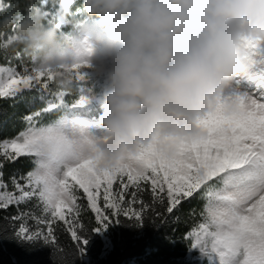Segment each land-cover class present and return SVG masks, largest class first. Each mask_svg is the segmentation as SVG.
Wrapping results in <instances>:
<instances>
[{
	"label": "snow or ice",
	"instance_id": "obj_1",
	"mask_svg": "<svg viewBox=\"0 0 264 264\" xmlns=\"http://www.w3.org/2000/svg\"><path fill=\"white\" fill-rule=\"evenodd\" d=\"M59 2L62 12L70 13L74 0ZM62 26L57 24L60 30ZM5 39L0 37L2 48ZM246 47L244 69L199 119L200 136L179 142L171 154L154 146L142 148L111 169H101L94 156L85 154L87 135L69 115L70 107L83 106L87 98L69 104L71 93L53 87L51 71L7 50L16 62L0 64V98L35 88L44 103L25 117L24 131L0 140V210L17 208L12 217L19 222L17 235L57 245L65 264H73L77 252H85L90 229L101 231L119 215L139 219L129 197L148 186L154 195L167 197L170 213L186 200L206 201L202 222L186 233L194 246L223 249L222 257L242 251L241 264H264V40ZM86 67L87 61L80 60L67 70L83 80ZM46 115L52 119L44 122ZM22 157L32 167L5 181V168ZM30 201L42 209L40 215L19 211ZM88 211L94 216L85 220ZM29 219L35 231H30ZM62 234L70 235V247L61 243Z\"/></svg>",
	"mask_w": 264,
	"mask_h": 264
},
{
	"label": "clouds",
	"instance_id": "obj_2",
	"mask_svg": "<svg viewBox=\"0 0 264 264\" xmlns=\"http://www.w3.org/2000/svg\"><path fill=\"white\" fill-rule=\"evenodd\" d=\"M6 8L4 48L51 71L58 91L75 90L67 66L80 60L105 78L103 134L87 135L85 148L101 169L200 136L199 119L244 69L247 43L264 40V0H82L81 17L61 11L54 21L34 5Z\"/></svg>",
	"mask_w": 264,
	"mask_h": 264
},
{
	"label": "trees",
	"instance_id": "obj_3",
	"mask_svg": "<svg viewBox=\"0 0 264 264\" xmlns=\"http://www.w3.org/2000/svg\"><path fill=\"white\" fill-rule=\"evenodd\" d=\"M7 11L22 15L31 10V6L39 7L49 13L48 20L54 21L61 12L59 0H3ZM82 0H74L70 9L71 16L81 17ZM2 15V13H0ZM69 16V19H71ZM71 25H63L61 31L67 33ZM15 63V56L7 55V49L0 47V62ZM28 62L27 59L24 61ZM105 79L87 77L75 82V90L67 97L69 104L80 96L87 98L83 106L70 107L82 119L98 115L103 111L97 102L96 93ZM54 87V85H53ZM55 88V87H54ZM44 106L38 90L21 91L15 95L0 98V140L14 138L26 129L25 117L39 111ZM52 119L45 116L44 122ZM8 167V166H7ZM6 177L18 172L16 169L7 171ZM32 167L26 164L27 171ZM139 212V219L119 215L110 223L107 236L110 248L106 250L104 237L94 229H90L85 238L88 240L85 252H77L73 264H197L188 261L189 242L186 233L191 231L201 220V212L205 200L196 198L186 200L177 212L168 211L166 196L154 195L148 186L129 197V203ZM36 202L30 201L20 205L19 211L40 215L42 209L35 207ZM31 208V210H30ZM18 215L15 206L0 210V264H65V257L57 251V245L46 243L41 238L33 240L21 239L17 235L18 221L12 219ZM94 214H85L87 220ZM30 231H35V222L28 220ZM61 243L70 247V235L62 234Z\"/></svg>",
	"mask_w": 264,
	"mask_h": 264
},
{
	"label": "rangeland",
	"instance_id": "obj_4",
	"mask_svg": "<svg viewBox=\"0 0 264 264\" xmlns=\"http://www.w3.org/2000/svg\"><path fill=\"white\" fill-rule=\"evenodd\" d=\"M4 63H6V61L0 62V64H4ZM82 73L84 75V78L95 77V78H98L99 80L105 79L103 76L97 75V73L92 68H89V67L82 69ZM105 83H106V81H105ZM244 83H246V82H244ZM105 86H106V84H104V83H102L99 86V90L96 93V96H98L101 93L102 89ZM31 89L37 90L35 88L21 89L20 91H17V92L10 94L9 96L15 95L21 91H25V90L28 91ZM9 96H7V97H9ZM3 98H5V97H3ZM68 111H69V115L71 116V118L80 122V124L82 126V130L85 132L86 135L99 136V135L103 134V129L98 123L99 117L102 114V112L98 115L92 116L91 118L82 119V117H80L77 114V112H74L70 109H68ZM8 139H11V138H8ZM27 162L30 163L29 159L22 157L21 160L17 164L9 165L7 167V171L9 172L13 169H16L20 173H26L27 169L24 167H26ZM4 179H5V181H8L9 177L7 178L5 175ZM81 203L86 204V201H81ZM22 205H25V204H22ZM30 210H31V208H30ZM89 213H91V212L88 211L86 214H89ZM92 214H94V213H92ZM200 222H202V218L199 221V223ZM109 228H110V224H108L105 229L98 231L104 237V240L106 242V250H108L110 248V241H109V237L107 236V230ZM188 242H189V256H188L187 260L195 262L197 264H241V261L243 260V252L242 251L240 252V254H238L234 257L233 256L222 257L220 255V253L224 251L223 249L213 250L209 246L208 248L202 250L200 246H194V241L191 238H188Z\"/></svg>",
	"mask_w": 264,
	"mask_h": 264
}]
</instances>
